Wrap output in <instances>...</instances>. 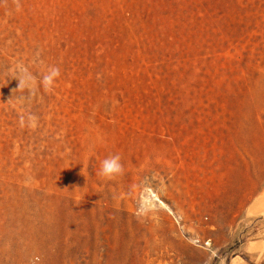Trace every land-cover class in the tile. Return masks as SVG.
<instances>
[{
    "label": "rangeland",
    "instance_id": "rangeland-1",
    "mask_svg": "<svg viewBox=\"0 0 264 264\" xmlns=\"http://www.w3.org/2000/svg\"><path fill=\"white\" fill-rule=\"evenodd\" d=\"M0 264H264V0H0Z\"/></svg>",
    "mask_w": 264,
    "mask_h": 264
},
{
    "label": "clouds",
    "instance_id": "clouds-1",
    "mask_svg": "<svg viewBox=\"0 0 264 264\" xmlns=\"http://www.w3.org/2000/svg\"><path fill=\"white\" fill-rule=\"evenodd\" d=\"M46 87L48 86L47 77L45 78ZM23 84L20 80L19 87ZM125 172L124 166L121 162V156L119 154L110 155L109 157L103 159L100 163V170L98 175L102 178H107L109 180L116 178L117 176L123 175Z\"/></svg>",
    "mask_w": 264,
    "mask_h": 264
}]
</instances>
